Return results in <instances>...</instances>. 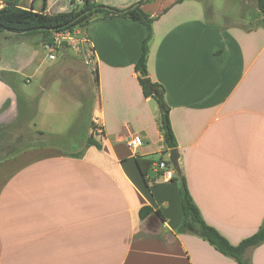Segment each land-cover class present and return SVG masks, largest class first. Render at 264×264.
Segmentation results:
<instances>
[{"label":"crops","instance_id":"1","mask_svg":"<svg viewBox=\"0 0 264 264\" xmlns=\"http://www.w3.org/2000/svg\"><path fill=\"white\" fill-rule=\"evenodd\" d=\"M15 1L43 10V0ZM203 1L96 0L118 9L142 2L157 18L148 71L166 90L183 176L205 222L238 245L264 223V24L257 3L254 26L249 19L221 25L209 19ZM5 5L0 0V9ZM46 5L47 14L73 8L71 0ZM85 29L96 53L99 103L91 96L85 103L88 68L67 49L49 62L0 67V107L10 101L7 115L16 113L18 101L22 114L34 106L37 118L54 115L53 86L60 79L62 99L69 100L71 88L77 95L73 116L90 108L88 138L93 117L103 125V137L94 135L101 149L86 141L75 153L26 151L13 159L19 165L0 187V264H239L199 236L180 234L179 182L159 181L152 172L147 185L137 168V156L168 159L169 150L157 103L144 96L135 69L147 30L125 17L92 21ZM31 42L39 45L41 38ZM49 125L46 119L41 132L59 134ZM134 133L144 143L137 152L127 146ZM144 207L153 213L141 220ZM244 258L264 264V243Z\"/></svg>","mask_w":264,"mask_h":264},{"label":"trees","instance_id":"2","mask_svg":"<svg viewBox=\"0 0 264 264\" xmlns=\"http://www.w3.org/2000/svg\"><path fill=\"white\" fill-rule=\"evenodd\" d=\"M4 1L6 5L0 9V32L19 37L30 35L39 36L42 46L52 41L53 32L67 29L72 30L77 27L86 28L92 21L96 20L125 17L144 26L147 30V35L143 41L141 55L135 69L139 74V83L142 87L144 96L146 98H152L157 103L160 114L159 124L166 147L169 150L178 148L170 123V107L166 101V90L161 84L153 82L149 77L148 57L150 42L153 39V25L157 18L152 17L142 10V2L128 9H118L99 4L96 0H82V4H78L76 0H71L72 10L57 14H47L44 13L47 7L46 0H43L44 5L41 12H34L30 9L21 8L15 0ZM257 8L259 10L261 22L264 24V0H257ZM73 20H75L74 23H72ZM27 30L29 31L26 32ZM6 104L10 105V101H7ZM37 133L41 136L44 134L40 131ZM86 147L101 149L102 144L95 140L94 135L91 134L87 139ZM32 148L33 146L27 145L17 151L13 150L9 155L21 154ZM155 161L154 158H144L140 156H137L135 159L137 168L147 185L150 184L152 164ZM175 181L180 184V197L183 211V222L180 226L179 233L199 236L222 255L234 259L239 264H250V262L244 258V255L250 248L260 246L264 243V223L254 235L244 239L238 245H233L227 238L220 234L218 230L205 222L202 213L191 195L186 177H175ZM152 213V208L144 207L140 210V219L145 220ZM157 215L160 214L157 213Z\"/></svg>","mask_w":264,"mask_h":264},{"label":"rangeland","instance_id":"3","mask_svg":"<svg viewBox=\"0 0 264 264\" xmlns=\"http://www.w3.org/2000/svg\"><path fill=\"white\" fill-rule=\"evenodd\" d=\"M18 1L21 2V0ZM148 3H152V0ZM203 3L205 9L209 13V19L213 18L221 25H231L232 23L241 24L249 19L254 26V24H257L259 21H255V8L253 9L257 0H250V7L244 5V0L243 2L242 0H204ZM211 10H213L214 16H210ZM33 38H35V36L19 37L0 32V67H4V65H15L19 63L20 60L40 59L49 62L50 52L45 50L41 43L39 45L32 44L31 41ZM60 49H67L68 54L73 60L83 62L74 51L68 49L66 46ZM57 52H54L55 56ZM58 60H60V58ZM86 67L87 66L84 68L86 69ZM87 68L86 73L90 78L91 88L90 91L88 89L85 103L88 104L91 97L92 101L99 103L100 90L97 72L93 73L89 67ZM62 82L60 79L54 82L53 92L55 94L54 99L56 108L53 110L54 115L50 117L45 116L37 118L34 114V106L31 108L30 115L22 114L20 101H18V108L14 115L6 114L10 105L4 103L0 107V187L3 181L7 179L10 173L19 165V163L13 159L19 157L22 153L9 155L13 150L17 151L18 149L30 145L33 146V148L29 151H35L33 154L39 156L44 154L45 150H49L51 153L68 154L83 149L84 144L81 143L86 142L88 139L87 127L85 126L89 125L90 127L88 121L90 118H87L90 110L88 105H90V103L83 109L84 113H82V116H73L72 111L75 109V104H78V100L75 98L77 95L74 92L75 90L71 88V92L75 94V99L73 98V94L69 96V100L67 101L62 99L61 96L65 95L63 93L64 87L62 86ZM29 91L31 95H36L38 91L36 78L33 80ZM67 104L69 108L66 107ZM76 108L78 109V107ZM46 119L52 131H60L57 132L59 134L44 133L43 136H41L37 133L39 131L41 132V127L39 128V126L42 125Z\"/></svg>","mask_w":264,"mask_h":264},{"label":"built area","instance_id":"4","mask_svg":"<svg viewBox=\"0 0 264 264\" xmlns=\"http://www.w3.org/2000/svg\"><path fill=\"white\" fill-rule=\"evenodd\" d=\"M77 3L82 4V0H77ZM64 46L74 51L93 73L98 71L95 48L85 28L77 27L72 30L53 32L52 41L43 45L44 49L50 52V59H55L54 52ZM91 130L92 135L97 134L103 137V125L100 123L98 116L93 117ZM143 145L142 137L137 133L131 134L127 139V146L133 152L141 150ZM160 149V153H163V148L160 147ZM169 152L170 150H166L168 159L161 157L152 164V172L162 182L173 181L176 177V171L169 161Z\"/></svg>","mask_w":264,"mask_h":264},{"label":"water","instance_id":"5","mask_svg":"<svg viewBox=\"0 0 264 264\" xmlns=\"http://www.w3.org/2000/svg\"><path fill=\"white\" fill-rule=\"evenodd\" d=\"M75 20L72 21V23H74ZM29 30H27L26 32H28ZM180 152L179 150L176 149H172L169 152V161L171 163V165L174 167L175 171H176V175L178 178H182L183 177V170L181 169V165H180Z\"/></svg>","mask_w":264,"mask_h":264}]
</instances>
